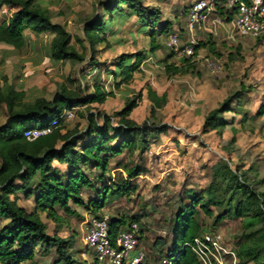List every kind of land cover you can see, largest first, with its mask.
Returning a JSON list of instances; mask_svg holds the SVG:
<instances>
[{"label": "trees", "instance_id": "trees-1", "mask_svg": "<svg viewBox=\"0 0 264 264\" xmlns=\"http://www.w3.org/2000/svg\"><path fill=\"white\" fill-rule=\"evenodd\" d=\"M123 5L137 15L140 25L150 26V51L159 48L155 37L159 33L169 36L172 30L170 22H160L159 9L144 6L141 0L101 1L102 11L83 20L82 37H74L87 52L74 46L73 37L65 25L53 22L49 10L37 0H0V10L2 7L15 8L0 17V44L22 49L27 45L26 30L35 35L47 32L52 35L49 56L53 61L81 63L88 56L89 63L95 65L97 46L101 43L108 45L105 17L109 14L110 21L114 13L126 17ZM218 13L226 22L233 19V12L224 6ZM204 47L209 52H216L210 35L207 40L194 45V55ZM172 56V53L168 54L165 61ZM146 58L145 51L120 55L116 64L118 70L112 72L115 78L119 77L114 87L128 84ZM193 67L194 56L182 57L177 65L164 62V68L170 75L191 73ZM3 81L0 104L5 105L6 111L5 120L0 124V264H25L33 262L38 254L52 252L56 257L53 264H75L70 256L74 235L62 238L49 234L40 214L59 223L62 218L58 210L66 215L74 214L70 206L72 202L84 206L95 216H101L96 211L103 209L111 196H130L136 189L132 179L144 172L143 164L117 161L111 167V160L122 157L125 152L130 156L149 149L158 136L168 130V126L148 118L141 123L130 118L142 97L140 92L126 97L123 107L109 115L90 107L115 95L99 82H95L93 90L84 95L77 94L62 82L50 99L37 96L27 100L24 91L16 90L5 78ZM241 93L228 95L204 115L202 133L214 131L221 137L226 128L236 132L233 122L225 114L232 111L233 103L238 110L241 108ZM146 97L150 101V117H153L165 105L166 94L158 95L151 86H146ZM75 107L83 109L77 113L85 120L84 129H64L63 122H60L50 134L33 141L24 137L26 129L46 126L64 110ZM263 115L264 104H261L251 119ZM113 118H116L115 122ZM246 118L247 112H243L240 121ZM230 142H235V134L227 143ZM53 161L65 165L67 172L63 175L56 172ZM112 168L121 169L125 176L120 175L116 180L111 173ZM105 177L108 184H99ZM246 180V172L238 174L229 166V161L220 160L211 167V179L204 189L188 188L185 194L187 202L180 201L173 217L172 243L166 250L162 247L157 250L156 264H160L164 256L169 257L172 264H200L186 243L201 233L214 231L228 218L240 219L243 225L242 241L234 247L239 264H264V192H257ZM263 180L255 179L258 184ZM83 190L97 194L84 202ZM18 192L26 199L33 197L31 210L17 203ZM201 216L212 218L211 228L204 224ZM135 218H108L110 236H115L122 227L137 223ZM165 244V240L156 238L153 247L157 249ZM94 264L99 262L95 260Z\"/></svg>", "mask_w": 264, "mask_h": 264}, {"label": "rangeland", "instance_id": "rangeland-1", "mask_svg": "<svg viewBox=\"0 0 264 264\" xmlns=\"http://www.w3.org/2000/svg\"><path fill=\"white\" fill-rule=\"evenodd\" d=\"M37 1L49 10L53 22L65 25L73 37L74 46L83 51L84 48L74 37H82L83 20L101 12L100 2L107 0ZM194 1L141 0V4L158 8L159 21L170 22L172 30L169 34H180V44L184 45L190 37L186 29L187 10ZM210 1L214 4L209 14L211 31L197 28L193 38L195 43H198L207 40L210 35L216 52H209L205 47L199 49L197 55H194L193 71L184 75H170L164 68V62L177 65L182 58L166 47L168 35L157 34L155 43L159 48L151 52L150 26L140 25L137 15L126 5H123L126 17L115 13L111 21L109 14L105 17L108 45L101 43L97 46L95 65L89 63L88 56L81 63L53 61L49 56L52 35L47 32L35 35L26 30L27 45L22 50L0 45V87L5 78L16 90L24 91L27 100H31L37 96L50 99L58 84L62 82L79 95L90 93L93 84L99 82L103 88L112 90L115 95L102 104H91L92 109L110 115L123 107L126 97L140 92L142 97L130 118L137 123L148 118L168 126V130L161 133L149 149H143L130 156L125 152L122 157L111 160V167L117 161H130V165L143 164L144 172L132 179L136 189L130 196H111L105 207L96 211L109 219H129L136 216L135 220L142 234L140 245L151 264L157 263V250L161 247L166 250L167 245L172 243L173 217L180 201L188 200L186 190L204 189L211 179V167L218 161H229V166L237 170L238 174L246 172L249 186L257 192H264V180L259 184L255 181L264 179V115L251 119L259 106L264 104V34L257 38L237 35L231 31L230 25H227L229 22L218 13L223 10L224 0ZM14 10L15 8L2 7L0 17ZM216 17L222 23L214 24L212 20ZM84 51L87 52L86 49ZM136 51L147 52V58L140 70L134 73L128 84L114 87V83L119 80V77L115 78L112 73L118 70V57ZM170 53L173 56L165 61ZM214 57L220 60L219 72L216 74L212 73L206 64ZM146 86H151L158 95L166 94L165 105L158 109L153 117H150ZM235 92H242L241 109L238 112L236 104L233 103L232 111L226 113L225 117L231 119L236 132L226 128L221 137L214 131L202 133L204 115ZM79 110H83L82 107H75L74 116L63 122L64 129L85 128L84 118L77 113ZM5 111V105L0 104V123L5 120ZM245 111L247 118L241 122L242 113ZM115 120L116 118H113L114 122ZM234 134L235 142L227 143ZM52 166L62 175L68 170L65 165L55 161ZM86 172L89 171L86 169ZM111 173L116 180L120 175L125 176L121 169L112 168ZM107 182L105 177L99 184L107 185ZM96 194L97 192L87 190L81 193L84 202ZM17 203L31 210L33 197L26 199L18 192ZM70 206L74 214L66 215L62 210H58V215L62 218L59 223L51 221L44 214L40 216L49 234L62 238L74 235L70 256L75 260V264H94L95 259L81 241L86 223L93 215L84 206L72 202ZM201 218L204 224L211 228L212 218ZM213 230L220 232L225 241L233 247L242 241L243 225L240 219H225ZM156 238L165 240L166 244L154 248L153 242ZM55 258L53 252L48 255L38 254L33 262L25 264H53Z\"/></svg>", "mask_w": 264, "mask_h": 264}, {"label": "built area", "instance_id": "built-area-1", "mask_svg": "<svg viewBox=\"0 0 264 264\" xmlns=\"http://www.w3.org/2000/svg\"><path fill=\"white\" fill-rule=\"evenodd\" d=\"M210 0H195L187 10L186 29L190 37L180 44V34H170L165 41L166 47L177 53L179 57L194 56L193 33L208 20L213 9ZM224 7L233 12L230 29L241 37L257 38L264 34V0H224ZM214 24H220L219 18L213 19ZM197 55V54H196ZM195 55V56H196ZM220 60L214 57L207 61V66L214 74L219 72ZM75 114V108L64 110L48 125L28 128L24 137L33 141L50 134L60 122H65ZM93 215V214H92ZM141 230L136 222L122 227L111 237L108 229V217L95 216L86 223L81 241L93 258L107 264H151L146 252L140 245ZM186 245L192 250L200 264H239L235 248L229 245L218 231H209L195 236ZM169 257L164 256L160 264H172Z\"/></svg>", "mask_w": 264, "mask_h": 264}, {"label": "crops", "instance_id": "crops-1", "mask_svg": "<svg viewBox=\"0 0 264 264\" xmlns=\"http://www.w3.org/2000/svg\"><path fill=\"white\" fill-rule=\"evenodd\" d=\"M9 9H11V8H9ZM11 13V12H10ZM211 19H210V17L208 18V20L203 24V26L202 27H200L199 29H204V30H206V31H211V29H210V23H211V21H210ZM213 21V20H212ZM227 25H230V22L229 23H227ZM229 34V33H228ZM116 35V34H115ZM190 36V35H189ZM229 36V35H228ZM193 37H194V35H193ZM0 45H4L5 47H11V46H9V45H6V44H0ZM24 48V47H23ZM22 48V49H23ZM14 49V48H13ZM22 49H16V50H22ZM241 109V108H240ZM240 109L238 110L237 109V111L239 112L240 111ZM237 111H234V112H237ZM246 112V111H245ZM1 124V123H0ZM222 133H223V131H222ZM55 162H57V161H55ZM58 163V162H57Z\"/></svg>", "mask_w": 264, "mask_h": 264}]
</instances>
